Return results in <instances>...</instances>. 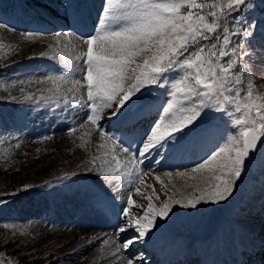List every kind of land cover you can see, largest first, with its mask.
Wrapping results in <instances>:
<instances>
[{
    "label": "rangeland",
    "instance_id": "1",
    "mask_svg": "<svg viewBox=\"0 0 264 264\" xmlns=\"http://www.w3.org/2000/svg\"><path fill=\"white\" fill-rule=\"evenodd\" d=\"M44 1L48 4L47 11H51L52 21L57 20L59 27L45 26L28 32L11 18L0 22L6 26L0 27V201H3L0 203V260L11 261V264H126L122 259L126 262L132 259L139 264L142 256L143 264H212L210 257L202 255L204 251L212 255L211 252L216 253L223 244L233 248V241L241 233L264 236V208L261 207L264 205V183L253 173L238 187L230 203L212 205L215 211L196 216H186L183 210L177 209L170 227L158 236L144 242L136 241L129 249H122L123 242L135 239L131 229L125 233L118 231V225L124 224V217L118 215V211L128 196L146 209L148 201L136 194V187L145 195L153 194L154 188L155 195L159 196L158 200H153L157 207L174 193L175 198H179L191 192L185 184L196 182L179 178L176 173L190 172L202 162L216 148L220 136L231 134L232 125L218 121L220 127L213 138L196 140L186 150L167 155L159 164L154 163L155 159H160L158 155L146 159L139 166L145 173L143 184L137 182L134 174L118 176L116 186L120 190L112 192L117 197L115 204H110L103 213L94 210L93 202L85 195V185L96 182L92 178L95 174L89 171L90 160L100 156L102 150L95 148L91 159L77 161V150L82 146V138L76 136L77 129H83L84 139L94 136L100 140V131L122 139L123 146L130 149L129 154H120L126 161L141 147V139L160 118V110L169 97L165 89L153 86L144 93L151 97L152 103L142 109L131 125L121 126L115 119L105 117L97 131L87 122L88 108L74 102V96L83 100L86 93L67 94L69 103L65 106L64 90L71 87L73 79H82L69 74L70 66L74 56L86 51L81 35L95 34L94 27H99L104 0H84L87 6L83 8L87 13L82 23H76L71 15L65 14L64 3ZM82 1L75 4L81 5ZM255 2L257 7L251 16L245 13L238 17L247 16L244 23L248 20L258 23L262 18L258 8L264 2ZM256 33L254 38L237 36L233 41H239L253 54L245 58L246 82L250 77L255 90L264 95V63H261L264 47L259 25ZM65 35L68 39H63ZM65 64L69 67L62 72ZM60 74L66 75L68 83H60L61 93L56 97L50 91L56 84L49 77ZM175 76L176 73L168 74L170 80ZM28 96L33 99H26ZM105 143L110 147L109 141ZM168 172L173 174L171 178L165 175ZM72 173L86 174L89 178L87 181L60 179ZM156 176H160L167 187H162ZM25 186H28L27 191L22 190ZM204 207L209 208L208 205ZM131 214L139 216L142 211L133 208ZM94 225L99 228L90 229ZM178 241H183L181 249L174 246ZM162 242L166 245L163 248ZM260 255L264 253L252 259L261 261ZM222 259V264H233L236 260L230 262L226 254Z\"/></svg>",
    "mask_w": 264,
    "mask_h": 264
},
{
    "label": "snow or ice",
    "instance_id": "2",
    "mask_svg": "<svg viewBox=\"0 0 264 264\" xmlns=\"http://www.w3.org/2000/svg\"><path fill=\"white\" fill-rule=\"evenodd\" d=\"M256 7L255 0H104L95 34L81 35L86 51L73 57L69 74L82 79H73L71 87L64 90L65 106L69 103L67 94L85 92L86 99L74 96V102L88 108L87 122L97 131L105 117L115 119L121 126L131 125L142 109L152 103L151 97L144 93L153 86L165 89L169 97L160 110L162 115L141 139V147L126 161L120 154H129L130 149L123 146L122 139L100 131L101 155L90 161L89 170L95 174L92 178L96 182L85 185V195L93 202L94 210L103 213L110 204H115L117 197L112 192L120 190L116 186L118 176L134 174L137 182L143 184L145 173L139 166L146 159L158 155L160 159L154 163L159 164L167 155L186 150L196 140L213 138L220 127L218 121L232 125L231 134L220 136L216 148L202 162L190 172L176 173L179 178L196 182L185 184L191 192L179 198L174 193L157 207L153 200L159 196L155 195L154 188L153 194L145 195L136 187V194L148 201L146 209L128 196L118 211L124 217L118 231L125 233L131 229L135 239L123 242L122 249L166 230L177 209L183 210L186 216H196L215 211L212 205L230 203L238 187L253 173L264 183L261 181L264 177V95L255 90L250 77L246 82L245 58L253 54L239 41H233L237 36L254 38L259 25L264 47V18L258 23L251 20L244 23L247 16L238 18L241 13L251 16ZM69 11L76 23L83 22L74 0L65 2L66 14ZM63 39L68 37L65 35ZM68 67L63 65L62 72ZM169 73L176 76L170 80ZM49 79L56 84L50 91L59 97L60 83H68L66 75ZM105 141L110 142V147ZM165 175L171 178L173 174ZM74 178L87 181L89 177L72 173L60 179L73 181ZM155 179L167 187L160 176ZM22 190L27 191L28 186ZM133 208L140 209L142 214L133 216ZM233 249L237 254L233 264H264V257L261 261L252 259L264 253V236L241 233L233 241ZM143 259L141 256L139 264H143ZM0 264H11V261L0 260ZM127 264L136 262L128 259Z\"/></svg>",
    "mask_w": 264,
    "mask_h": 264
},
{
    "label": "bare ground",
    "instance_id": "3",
    "mask_svg": "<svg viewBox=\"0 0 264 264\" xmlns=\"http://www.w3.org/2000/svg\"><path fill=\"white\" fill-rule=\"evenodd\" d=\"M77 131H79V134H76V136L77 137H79L80 139L82 138V146H81V148L80 149H78L77 150V152H78V157L76 158V160L78 161V160H81V159H83V158H85V160H89V159H91L92 158V154H93V152H94V150H95V148H99V145H100V142H101V139L99 140V139H97V137L95 138L94 136L91 138V139H84L85 137H86V135L84 134V131H83V129L82 130H78L77 129ZM66 139V138H65ZM72 144H75V142L74 141H72L71 142ZM62 155V154H61ZM56 158H59L58 156H56ZM91 161V160H90ZM82 167H83V164H82ZM92 225V224H91ZM103 226V225H102ZM89 227V226H88ZM93 228H99V226H96V225H94V226H91V228L90 229H93ZM101 228V227H100ZM86 229V228H85ZM89 229V230H90ZM104 229V228H103ZM97 230V229H96ZM101 231V230H100ZM104 232V231H103ZM91 233V232H90ZM160 233V232H159ZM159 233H156L155 234V236H158L159 235ZM168 233V232H167ZM83 234H84V232H83ZM188 237V236H187ZM169 240V239H168ZM202 240V239H201ZM204 240V239H203ZM171 241V240H170ZM200 241V240H199ZM181 242H183V241H178L174 246H175V248L176 247H178L179 249H181L182 248V244L180 245V243ZM178 243H179V245H178ZM101 246H102V244H101ZM160 246L163 248V247H165L166 245H165V242H162L161 244H160ZM221 248H219L218 249V251L216 252V253H213V252H211V254L212 255H210L209 254V252L208 251H204L203 252V254L204 255H206V256H210V257H212V258H220L219 257V253H221L222 251H225V250H229V249H231V250H234L231 246H226L225 244H223L222 246H220ZM183 248H185V247H183ZM210 248V247H209ZM212 250V249H211ZM232 255H233V253H231ZM234 256V255H233ZM123 261H124V263H126L127 264V262L124 260V259H122ZM119 261H121V258L117 261V262H119ZM192 261V260H191ZM259 261V260H258Z\"/></svg>",
    "mask_w": 264,
    "mask_h": 264
},
{
    "label": "trees",
    "instance_id": "4",
    "mask_svg": "<svg viewBox=\"0 0 264 264\" xmlns=\"http://www.w3.org/2000/svg\"><path fill=\"white\" fill-rule=\"evenodd\" d=\"M16 4L22 7L24 14L31 15L33 13L37 18H42L46 10V5L42 0H0V13H9ZM0 70H2V66H0Z\"/></svg>",
    "mask_w": 264,
    "mask_h": 264
}]
</instances>
